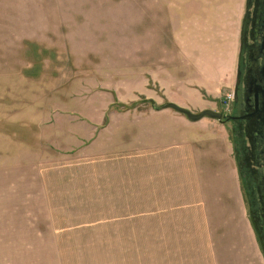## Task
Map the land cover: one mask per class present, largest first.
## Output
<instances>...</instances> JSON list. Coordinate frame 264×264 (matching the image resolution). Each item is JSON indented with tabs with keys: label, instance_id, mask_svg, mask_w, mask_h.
I'll return each instance as SVG.
<instances>
[{
	"label": "rangeland",
	"instance_id": "374dc122",
	"mask_svg": "<svg viewBox=\"0 0 264 264\" xmlns=\"http://www.w3.org/2000/svg\"><path fill=\"white\" fill-rule=\"evenodd\" d=\"M244 7L245 0H0V264H163V242H152L157 256L149 258L147 240L138 239L127 256L125 221L138 219L106 200L117 202L110 188L123 180L116 169L131 167V148L158 122L186 117L152 107L178 92L164 81L195 73L187 62L197 59L229 62L233 74ZM207 122L202 129L217 137L204 138L210 157L197 155L196 167L210 168L214 184L198 219L197 263L264 264L222 125ZM144 218L134 232L148 229Z\"/></svg>",
	"mask_w": 264,
	"mask_h": 264
},
{
	"label": "crops",
	"instance_id": "0c3cea01",
	"mask_svg": "<svg viewBox=\"0 0 264 264\" xmlns=\"http://www.w3.org/2000/svg\"><path fill=\"white\" fill-rule=\"evenodd\" d=\"M245 11L246 0L238 33L236 61L232 66L233 74L231 75L229 62L215 60L213 63H201L198 62L199 59L194 63L188 61V65L194 66L193 72L195 73L183 74L186 77L172 81V86H169L170 83L167 81H164V85L161 84L163 88H168L171 91L173 87H176L178 92L169 94L172 97L171 102L195 113L206 109L215 110L221 105V99L224 98L226 92L232 91L235 85ZM198 63L201 64V67L197 66ZM165 110H159V113ZM163 113V116L172 115ZM177 118L178 125L158 122L155 124V128L149 131V136L143 139L142 144L138 143L131 148L129 157L131 167L116 169V176L123 177V180L122 183L115 184L113 188H110V197L112 198L115 193L117 202L109 200V198L106 201L115 203L113 207L117 208V212H120V208L129 217L134 216L138 219V221L134 219L125 221L126 226H131L126 230L129 232H126L125 237V240L128 241L127 256L135 254V241L139 239L147 240L146 251L148 255L150 254L149 258L157 256L156 247L152 242H159V245H161L160 242H163L165 248L163 251L166 250L163 253V264L167 258H175L169 261L171 264H200L197 263L196 258L197 251L203 247L204 234L196 232V229L198 227L202 229V221L199 223L198 219H201L204 193L209 192V188L214 183L211 180L213 171L206 165V168H197L196 159L197 155L204 156L203 158L210 157V149L205 147L204 142L207 140L204 138L215 141L217 135L212 136L202 129L204 125H208V118H202L196 122H192L184 116L178 115ZM221 129L222 137L230 146L234 178L242 209L245 212L229 133L224 125ZM211 146L213 147L212 144ZM219 177L221 174L218 172L217 178ZM106 189L108 193L109 189ZM121 199H124L122 207L120 206ZM129 209L139 211L130 214ZM144 217L147 219L148 229L134 232L135 223L142 225L144 222L140 219ZM154 222H156L158 230L161 229V225L166 224L163 231H156L153 227ZM130 246L132 248H129ZM149 264H153V262L151 263L149 260Z\"/></svg>",
	"mask_w": 264,
	"mask_h": 264
},
{
	"label": "flooded vegetation",
	"instance_id": "af4514ba",
	"mask_svg": "<svg viewBox=\"0 0 264 264\" xmlns=\"http://www.w3.org/2000/svg\"><path fill=\"white\" fill-rule=\"evenodd\" d=\"M230 117L224 125L246 217L264 259V0H246ZM223 120V119H222Z\"/></svg>",
	"mask_w": 264,
	"mask_h": 264
},
{
	"label": "water",
	"instance_id": "95a60500",
	"mask_svg": "<svg viewBox=\"0 0 264 264\" xmlns=\"http://www.w3.org/2000/svg\"><path fill=\"white\" fill-rule=\"evenodd\" d=\"M241 55V54H240ZM152 107L155 110H163V109H173L174 111L185 115L190 121L196 122L201 120L204 117H209L213 119L219 120V122L225 123L226 120L230 117L229 115H224L222 112L215 111L212 109H206L199 113H195L188 108H185L183 106H180L174 102H166L165 104L159 105L157 103H153ZM223 119V120H222Z\"/></svg>",
	"mask_w": 264,
	"mask_h": 264
},
{
	"label": "built area",
	"instance_id": "2783aa9c",
	"mask_svg": "<svg viewBox=\"0 0 264 264\" xmlns=\"http://www.w3.org/2000/svg\"><path fill=\"white\" fill-rule=\"evenodd\" d=\"M231 98H232V95L230 97H225L222 101V105L226 111L230 109Z\"/></svg>",
	"mask_w": 264,
	"mask_h": 264
},
{
	"label": "trees",
	"instance_id": "16d2710c",
	"mask_svg": "<svg viewBox=\"0 0 264 264\" xmlns=\"http://www.w3.org/2000/svg\"><path fill=\"white\" fill-rule=\"evenodd\" d=\"M150 102H154L153 100L149 99Z\"/></svg>",
	"mask_w": 264,
	"mask_h": 264
}]
</instances>
